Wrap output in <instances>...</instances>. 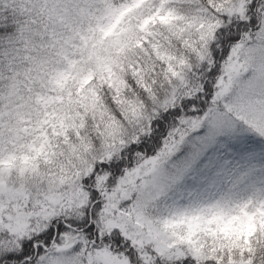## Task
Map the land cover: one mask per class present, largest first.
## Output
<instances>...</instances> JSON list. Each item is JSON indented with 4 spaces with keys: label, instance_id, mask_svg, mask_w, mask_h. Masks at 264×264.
<instances>
[{
    "label": "snow or ice",
    "instance_id": "6c2138e0",
    "mask_svg": "<svg viewBox=\"0 0 264 264\" xmlns=\"http://www.w3.org/2000/svg\"><path fill=\"white\" fill-rule=\"evenodd\" d=\"M0 264H264V0H0Z\"/></svg>",
    "mask_w": 264,
    "mask_h": 264
}]
</instances>
